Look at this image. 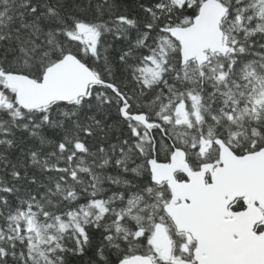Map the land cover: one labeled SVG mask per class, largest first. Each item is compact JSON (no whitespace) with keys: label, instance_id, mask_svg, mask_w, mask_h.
Wrapping results in <instances>:
<instances>
[{"label":"snow or ice","instance_id":"snow-or-ice-1","mask_svg":"<svg viewBox=\"0 0 264 264\" xmlns=\"http://www.w3.org/2000/svg\"><path fill=\"white\" fill-rule=\"evenodd\" d=\"M264 264V0H0V264Z\"/></svg>","mask_w":264,"mask_h":264},{"label":"trees","instance_id":"trees-1","mask_svg":"<svg viewBox=\"0 0 264 264\" xmlns=\"http://www.w3.org/2000/svg\"><path fill=\"white\" fill-rule=\"evenodd\" d=\"M87 258H81V257H71V264H83L84 260H86Z\"/></svg>","mask_w":264,"mask_h":264}]
</instances>
